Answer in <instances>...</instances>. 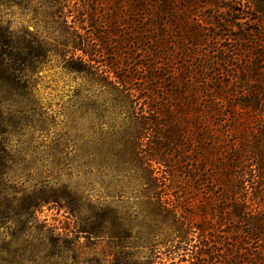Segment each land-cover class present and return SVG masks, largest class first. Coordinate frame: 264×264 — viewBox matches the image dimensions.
I'll return each instance as SVG.
<instances>
[{
	"label": "trees",
	"instance_id": "1",
	"mask_svg": "<svg viewBox=\"0 0 264 264\" xmlns=\"http://www.w3.org/2000/svg\"><path fill=\"white\" fill-rule=\"evenodd\" d=\"M243 1L227 0L222 7L221 0H104L85 15L71 0H42L40 6L50 9L45 22L64 40V50L51 44L56 39L42 40L36 31L28 29L23 49L17 50L9 38L14 31L0 16V80L13 85L21 79L6 63L11 44L18 55L23 51H41L44 55L72 51L65 70L83 75L95 91L93 100H111L124 111L126 118L113 134L116 149L112 153L118 165L126 168L113 170L119 175L132 173L131 178L141 185L137 206L142 214L169 224L174 237L186 243L192 224L208 240L212 237L207 234L217 231L224 251L204 250L195 258H214L218 264H264V51L243 47V43L251 42L252 35L262 48V33L249 34L244 27L236 30L235 22L243 21L244 15L234 18L231 26L214 22V15L209 17L210 26L199 19L205 8L218 14H239L242 10L236 6L241 7ZM248 4V11L258 15L255 21L264 23V0H249ZM86 24L94 30L102 25L105 28L102 52L93 49L97 45H92L84 33ZM211 28L223 33L218 35L220 40L241 45L219 51L215 61L204 59V66L212 69L217 64L227 73L218 70L221 72H215V78L207 82L203 71L208 68L198 71L185 59L197 56L194 49L205 44V31L215 32ZM124 41L130 43L127 51L132 45L144 50L142 59L148 62L142 65L135 57H123L120 50L126 49ZM113 44L120 50L111 53ZM172 51H182L181 59L187 64L173 67ZM60 56L65 58L66 54ZM132 62L145 76L135 78ZM221 75L226 76L227 84ZM138 81L142 87L136 86ZM156 89H161V95ZM4 99L0 97V102ZM5 125L0 113V135ZM1 161L0 154V168ZM125 184L121 194L127 192ZM181 185L192 187L193 195L204 193L199 205L200 225L181 217L182 209L176 202L179 196L174 195ZM105 222L108 228L115 227L114 215H105ZM123 224L118 218L115 232L124 231ZM174 237L168 240L174 241Z\"/></svg>",
	"mask_w": 264,
	"mask_h": 264
},
{
	"label": "rangeland",
	"instance_id": "2",
	"mask_svg": "<svg viewBox=\"0 0 264 264\" xmlns=\"http://www.w3.org/2000/svg\"><path fill=\"white\" fill-rule=\"evenodd\" d=\"M245 1L241 7L236 6L245 14H240L242 11L239 14H218L205 8L199 13V19L203 18V23L210 26L209 17L214 15V22L231 26L234 18L244 15L243 21L235 22V29L244 27L249 34L260 31L262 48L258 47L259 42L252 35L251 42L243 43V47L264 51V23L255 21L258 15L248 11L249 0ZM40 2L42 0H1V19L14 32L20 29L26 35L27 29L37 32L33 21L39 14ZM103 2L71 0V4L85 15ZM220 5L226 6L227 0H221ZM29 9L32 14H28ZM103 12L102 7L99 13ZM85 26L84 33L90 36L92 45H97L93 49L102 52L100 45L105 28L102 25L94 30L87 24ZM210 31L215 30L211 28ZM53 33L56 41H51V44L55 49L64 50V40ZM218 35L223 33L205 31V44L194 49L197 56L188 55L185 59L198 71L201 67L208 68L203 71L207 82L215 78L218 70L227 73L217 64L212 69L204 66V59L214 60L226 47L241 45L232 40H220ZM231 38L234 39L233 36ZM123 43L126 49L120 50L113 44L115 47L111 53L120 50L123 57H135L139 64L148 62L142 59L144 50L133 49L131 44L132 49L127 51L130 43ZM11 46L6 51V63L21 78L12 86L30 98L31 107L30 115L24 119L3 115L6 125L3 135H0V264H218L214 258H195L196 253L204 250L219 254L224 251L217 231L209 232L207 235L212 238L208 240L201 237L202 233L192 224V228L187 230L190 241L186 243L174 237L169 224L142 214L137 206L141 185L131 178L132 173L119 175L113 170L126 168L118 165L116 154L112 153L116 149L113 134L126 118L124 111L111 100H93L95 91L83 75L65 70L72 51H52L45 55L41 51H23V55H18ZM181 52L172 51L173 67L187 64L181 59ZM61 53L66 57L62 58ZM121 62L126 64L127 60L122 59ZM130 67L133 71L136 69L135 78L145 76L135 63L132 62ZM221 78L227 84L226 76L221 75ZM162 84L168 85L165 81ZM136 86L142 87V83L138 81ZM155 93L161 95V89H156ZM13 131L27 137L23 150L18 151L13 145L10 136ZM73 177L79 179L72 184L63 182L65 178ZM123 183H126L127 192L121 194ZM191 188L181 185L174 195L179 196L176 202L181 206V217L200 225L202 214L199 205L204 193L193 195ZM116 201L125 202L137 213V228L125 227L131 223V213H121ZM109 214L114 215L115 227L108 228L105 222V215ZM118 218L124 221L125 229L121 233L115 232ZM168 237H174V241H169ZM143 247H147L148 252L145 258L140 259L132 249Z\"/></svg>",
	"mask_w": 264,
	"mask_h": 264
},
{
	"label": "clouds",
	"instance_id": "3",
	"mask_svg": "<svg viewBox=\"0 0 264 264\" xmlns=\"http://www.w3.org/2000/svg\"><path fill=\"white\" fill-rule=\"evenodd\" d=\"M49 10V6L47 5L40 6L39 14L33 21L37 29V34L42 40H55V37L53 36L55 27L45 22V14ZM28 14H32L31 9L28 10ZM25 35L26 33L22 29L9 34V38L14 41L17 50L23 49ZM4 96H6L7 99L0 102V113H2L5 117L10 116L14 119H24L30 115V98L17 92L9 82L0 80V97ZM10 136L12 137L13 145L18 151L23 150L26 147L27 137L22 135L19 131L11 132ZM75 179H79V177L65 178L63 182L72 184ZM116 206L119 208L121 213H131V223L126 224L125 227L129 229L137 228L138 225L135 219L137 213L129 209L125 202L116 201ZM132 251L137 252L138 258L143 259L147 256L148 249L147 247L133 248ZM89 255H91V253H89Z\"/></svg>",
	"mask_w": 264,
	"mask_h": 264
}]
</instances>
